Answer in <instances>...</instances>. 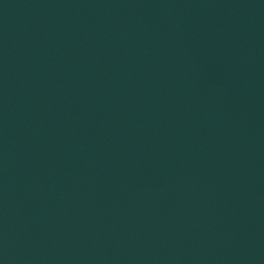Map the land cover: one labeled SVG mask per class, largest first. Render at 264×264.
<instances>
[{
    "label": "water",
    "instance_id": "1",
    "mask_svg": "<svg viewBox=\"0 0 264 264\" xmlns=\"http://www.w3.org/2000/svg\"><path fill=\"white\" fill-rule=\"evenodd\" d=\"M0 264H264V0L0 18Z\"/></svg>",
    "mask_w": 264,
    "mask_h": 264
}]
</instances>
